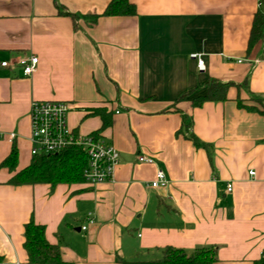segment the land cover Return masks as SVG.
Wrapping results in <instances>:
<instances>
[{"label": "crops", "instance_id": "1", "mask_svg": "<svg viewBox=\"0 0 264 264\" xmlns=\"http://www.w3.org/2000/svg\"><path fill=\"white\" fill-rule=\"evenodd\" d=\"M111 1L0 0L2 264H29L31 220L73 264L159 259L169 246H216L214 264H263L264 39L249 53L248 45L264 0H130L136 15L91 24ZM30 56L39 64L25 77L16 62ZM211 80L231 85L227 100L195 106ZM34 100L67 102L75 132L97 133L118 150L113 182L9 183L14 173L2 164L13 148L17 171L33 158ZM103 112L111 123L101 130ZM184 116L210 150L191 141ZM158 169L165 189L149 185Z\"/></svg>", "mask_w": 264, "mask_h": 264}, {"label": "trees", "instance_id": "2", "mask_svg": "<svg viewBox=\"0 0 264 264\" xmlns=\"http://www.w3.org/2000/svg\"><path fill=\"white\" fill-rule=\"evenodd\" d=\"M136 15V7L130 0H112L103 14L90 17V23L95 24L103 16H133ZM74 20L79 16L73 15ZM264 39V13L258 12L254 18L248 45V53ZM229 83L211 80L207 84V93L193 100L195 106L205 102H224L227 100ZM193 91L185 93L179 101L185 100L192 95ZM241 106L242 103L240 104ZM249 110H252L251 108ZM264 113V112H262ZM104 130L111 123L107 113H101ZM184 131L189 133V138L199 147L210 150V146L201 142L191 131L192 121L189 117H183ZM97 134V133H95ZM18 150L13 148L9 157L3 162L2 167L14 173L9 180L12 185L34 184H72L85 182V170L88 166V156L82 147H71L59 154L51 156H35L30 164L24 169L17 171ZM24 248L28 254L29 264H73L62 258L58 246L48 242L45 235V226L36 224L33 220L25 225ZM159 259L153 260H123L119 264H214L218 260L216 246H202L186 251L181 248L166 247L161 251ZM0 264L2 259L0 258ZM264 264V260H263Z\"/></svg>", "mask_w": 264, "mask_h": 264}, {"label": "built area", "instance_id": "3", "mask_svg": "<svg viewBox=\"0 0 264 264\" xmlns=\"http://www.w3.org/2000/svg\"><path fill=\"white\" fill-rule=\"evenodd\" d=\"M191 58L196 60L199 72L206 71L202 54H192ZM16 63L21 67L23 75L30 77L37 70L39 58L37 56L24 57ZM1 66L8 68L12 66V63L3 61ZM70 110V105L64 101H32L30 107L31 156H51L71 147H82L88 156V166L84 173L85 182L93 186L113 182L116 167L120 162L118 150L96 134L81 135L75 132L68 122ZM15 136V134H11L10 141H13ZM138 161L149 165L156 164L154 158L145 155H140ZM254 174L253 171L250 172L251 176ZM169 184V179L163 169H158L155 179L149 183L153 189H165ZM227 190L231 192L233 184L229 183Z\"/></svg>", "mask_w": 264, "mask_h": 264}]
</instances>
